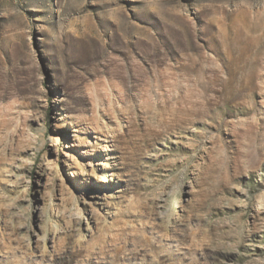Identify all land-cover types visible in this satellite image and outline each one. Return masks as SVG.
<instances>
[{"label":"rangeland","instance_id":"374dc122","mask_svg":"<svg viewBox=\"0 0 264 264\" xmlns=\"http://www.w3.org/2000/svg\"><path fill=\"white\" fill-rule=\"evenodd\" d=\"M0 264H264V0H0Z\"/></svg>","mask_w":264,"mask_h":264}]
</instances>
